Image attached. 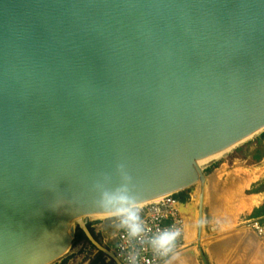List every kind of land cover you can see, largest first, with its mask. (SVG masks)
<instances>
[{
    "label": "water",
    "instance_id": "95a60500",
    "mask_svg": "<svg viewBox=\"0 0 264 264\" xmlns=\"http://www.w3.org/2000/svg\"><path fill=\"white\" fill-rule=\"evenodd\" d=\"M261 130L264 0H0V264H50L76 228L122 264L87 226L105 194L197 183L207 264L198 162Z\"/></svg>",
    "mask_w": 264,
    "mask_h": 264
},
{
    "label": "rangeland",
    "instance_id": "374dc122",
    "mask_svg": "<svg viewBox=\"0 0 264 264\" xmlns=\"http://www.w3.org/2000/svg\"><path fill=\"white\" fill-rule=\"evenodd\" d=\"M262 131L252 134L200 165L207 175L206 178H211L213 182L210 184L212 190L204 200L206 206L203 204V220L206 222L202 227L200 241L203 253L209 255V264H264V240L249 229L246 223L252 218L264 223V141L260 135ZM198 188L197 183L184 190L188 196L184 204L190 202L192 194ZM255 196H258L260 201L262 198L258 207L250 203L251 198ZM87 222H92L101 244L112 251L118 219L112 215L87 218ZM197 222L198 215L195 222L196 235ZM187 224L191 226L192 221L188 219ZM196 239L189 242L184 240L185 244L179 252L193 253L202 264ZM96 253L87 243H78L50 264H89ZM104 259L109 261L107 257Z\"/></svg>",
    "mask_w": 264,
    "mask_h": 264
},
{
    "label": "built area",
    "instance_id": "2783aa9c",
    "mask_svg": "<svg viewBox=\"0 0 264 264\" xmlns=\"http://www.w3.org/2000/svg\"><path fill=\"white\" fill-rule=\"evenodd\" d=\"M182 203L172 193L160 196L157 200L144 205H139L144 226V232L139 237L128 236L126 230L119 225L118 220V227L113 235L111 247L116 258L122 264H165L185 244V216L181 211ZM246 223L249 229L264 240V223L255 218L247 220ZM91 226L93 227L92 224ZM169 226L180 228L181 236L173 252L166 257H161L152 251L149 240Z\"/></svg>",
    "mask_w": 264,
    "mask_h": 264
},
{
    "label": "clouds",
    "instance_id": "9594fccd",
    "mask_svg": "<svg viewBox=\"0 0 264 264\" xmlns=\"http://www.w3.org/2000/svg\"><path fill=\"white\" fill-rule=\"evenodd\" d=\"M118 167L122 168L123 164ZM124 178L125 180L131 179L127 175ZM139 203L135 197L127 194V188L123 190L117 188L112 195L105 194L102 208L104 211L114 214V218L119 220V225L126 230L128 236L139 237L144 232ZM205 222L202 219L199 223L203 225ZM180 236V228L169 226L151 237L149 245L155 254L166 257L173 252Z\"/></svg>",
    "mask_w": 264,
    "mask_h": 264
},
{
    "label": "bare ground",
    "instance_id": "6f19581e",
    "mask_svg": "<svg viewBox=\"0 0 264 264\" xmlns=\"http://www.w3.org/2000/svg\"><path fill=\"white\" fill-rule=\"evenodd\" d=\"M221 153V152H220ZM220 153L218 154H215L214 156H211L207 159H204V160H200L198 163L199 165L205 163L206 161L218 156ZM207 177V176H206ZM212 190L211 187H210V181L206 178V181H205V185H204V192H203V202L202 204H204V200L206 199V197L208 196V192ZM200 187L198 188V190H196L192 196H191V199H190V202L184 204V206H181V211H182V214H184L185 216V234H184V239L186 242H189L191 241L192 239H196L197 235H196V229H195V222H196V218H197V206L199 205L200 203ZM216 197V195H215ZM159 197L157 198H154V199H151L149 201H146V202H142V203H139V205H144L148 202H151V201H154V200H157ZM260 202V199L258 196H255V197H252L251 200H250V203L253 204V205H257L258 203ZM114 215L113 213L112 214H91V215H87L88 218H91V219H95V218H103V217H109V216H112ZM188 216V217H187ZM191 220L192 221V224H190L191 226H189L187 224V221ZM203 232V231H202ZM202 236V234H201ZM189 238V239H188ZM202 238V237H201ZM197 240V239H196ZM201 241V239H200ZM202 243V242H201ZM264 249V248H263ZM258 250V249H257ZM186 251V250H185ZM259 252V251H258ZM181 253H177L175 254L173 257H172V260L169 262V263H165V264H173V260L180 257L179 259H182V262H184L185 264H189V258L187 256H180ZM183 255V254H182ZM176 261V260H175ZM179 263V262H178Z\"/></svg>",
    "mask_w": 264,
    "mask_h": 264
},
{
    "label": "trees",
    "instance_id": "16d2710c",
    "mask_svg": "<svg viewBox=\"0 0 264 264\" xmlns=\"http://www.w3.org/2000/svg\"><path fill=\"white\" fill-rule=\"evenodd\" d=\"M263 141H264V130L260 133ZM174 197H176L180 202H185L187 199V194L184 190L174 193ZM92 222H87V226L90 229L91 233L94 235V237L100 241L99 235L95 232L94 228L91 226ZM78 243H87L90 247L94 249V247L88 243V240L86 239L83 232L76 228L74 233V238L72 241V245H76ZM65 261V259H63ZM89 264H115L112 260L105 261L104 256L101 252H97L95 255V258L89 263Z\"/></svg>",
    "mask_w": 264,
    "mask_h": 264
},
{
    "label": "crops",
    "instance_id": "0c3cea01",
    "mask_svg": "<svg viewBox=\"0 0 264 264\" xmlns=\"http://www.w3.org/2000/svg\"><path fill=\"white\" fill-rule=\"evenodd\" d=\"M209 176V175H208ZM210 181V184H212V179L211 178H207ZM255 193H259V192H255ZM254 194V193H252ZM262 197V196H261ZM262 203V198L261 201L258 205L254 206V207H258L260 204ZM206 206V203L204 204ZM182 206H184V204L182 203ZM218 227V226H217ZM202 250V249H201ZM203 252V251H202ZM181 253L180 256H187L189 258V264H201L200 261L198 260V258L193 254V253H186V252H178ZM177 254V253H176ZM183 254V255H182ZM204 254V253H203ZM174 256V255H173ZM172 256V257H173ZM205 258H206V263L209 264L208 260H210L209 255L204 254ZM172 257L169 258L168 261L172 260ZM180 257L176 258L173 260V264H185L184 262H182V259H179ZM176 260V261H175ZM202 261V260H201ZM179 262V263H178ZM203 264V262H202ZM211 264V263H210Z\"/></svg>",
    "mask_w": 264,
    "mask_h": 264
}]
</instances>
